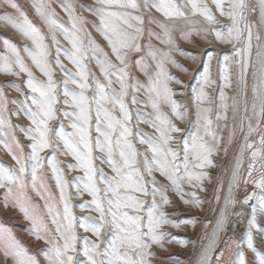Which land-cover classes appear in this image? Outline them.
<instances>
[{"label":"snow or ice","instance_id":"1","mask_svg":"<svg viewBox=\"0 0 264 264\" xmlns=\"http://www.w3.org/2000/svg\"><path fill=\"white\" fill-rule=\"evenodd\" d=\"M211 5L229 23H221L207 0H143V5L138 0H95L92 6L80 5L95 16L98 23L78 14L73 0L61 5L67 15L66 23L50 2L33 0L34 12L47 28L45 34L16 0H0V8L12 10L11 13H0V21L14 29L25 41L23 53L43 77L41 79L34 74L20 48L4 40L7 52L0 55V73L26 77L24 83L29 89L28 95H24L18 84L11 86L24 95L20 110L14 114L19 115L22 111L30 121L31 127L20 130L31 143L27 145L30 152L25 154L24 146L18 140L15 150L0 141L18 166L0 168V188L6 189L4 206L7 208L11 204L23 213L24 218L31 222L30 233L50 245L45 252L48 264H152L150 257L156 255L152 251L153 246L163 247V240L168 235L161 231L162 227H180L168 219L170 214L166 206L172 205L169 190L175 192L185 205L201 208L205 202L197 198L196 191L186 193L183 185L205 191L204 181L211 182L207 169L216 167L212 157L221 151L223 137L213 126V101L207 91L215 83L211 66L217 53L207 50L204 53L206 59L202 62L201 83L192 97L196 107L195 131L187 139H178L175 134L184 132V129L176 121L184 123L187 120L188 108L175 99L178 94L184 95V91L171 85H183L184 82L170 73L169 66L187 74L189 69L179 63L173 53L179 52L193 63L197 61V55L185 53L179 48L174 35L176 32L187 43H193L191 37L195 33L208 44L213 43L208 39L211 36L215 42L231 46V55L220 53L222 60L218 61L224 66L221 77L223 88L232 87L233 66L236 72V95L228 97L223 90L220 91L222 111H218L216 116L217 121H227L228 112L232 113L234 123L223 148L225 154L228 145L234 142L237 120L242 132L247 121V131L231 173L227 195L197 264H211L218 236L228 222V208L236 204L232 195L234 188L241 183L252 182L259 191L248 194L242 203L248 205L255 199L261 212H264V178L259 181L251 179L257 163L264 171V127L261 126L264 122V36L259 30L254 32L257 25L248 21L249 11H255L249 0H211ZM257 6L260 27H264V0H258ZM151 9L164 19L159 20L150 14L145 19L144 11L150 12ZM194 17H201L202 20ZM181 21L183 27L180 26ZM146 23L156 25L160 31L146 27ZM89 24L106 41L110 51L88 31L86 25ZM58 37H63L71 48H63ZM49 38L51 45L47 42ZM153 38L164 47L154 45ZM142 39H145L144 44ZM133 53H141L135 63L148 77V83L141 85L136 80L132 91L139 92L144 88L148 99L139 101L131 95V103L151 109L145 112L137 108L135 120L154 130L151 135L138 134V142L146 145L144 152L138 151L133 142V110L127 102L132 87L129 84V68ZM61 55L73 64L75 71L63 64ZM149 59L155 66L154 72L149 71L152 67L146 63ZM91 61H95L103 80L91 71ZM57 68L64 75L62 103L68 109L63 110V116L69 121L71 132L65 131L62 123L58 132H53L51 127V122L59 119L58 112L61 111L56 107L61 103L55 79ZM69 85L75 87L69 88ZM5 106L6 98L0 90V128L11 127L10 120L4 115ZM254 134L259 135L258 142L249 140ZM46 149L53 150L47 158L41 155ZM245 150H251L248 179L241 174ZM58 155L71 156L75 163H69L68 169L83 173L74 178L71 187L75 188L77 196L87 193L91 197L90 201L78 205L81 210L88 208L98 214V218L91 219L90 223H77L69 191L70 182L64 178V170L60 167L65 162L58 160ZM97 161L107 165L111 175L99 167ZM45 163L51 168L58 197L45 183ZM157 173L166 183L157 179ZM26 176H30V181ZM29 187L44 201L43 207L55 225L54 233L45 222L40 205L28 195ZM222 187L218 181L214 196L217 203ZM185 196L190 199H185ZM251 213L246 242L230 240L215 257V264H232L229 259L232 251L242 249L244 243L248 250L255 249L254 230H260L256 205L252 206ZM78 228L91 233L96 239L79 237ZM10 238L15 242L14 236ZM80 240L83 245L78 249ZM0 252L5 261L11 257L13 264H40L35 256L27 255L22 249H14L7 241H0ZM80 252L84 260L77 258ZM237 255L238 264H264V253L251 259L243 250Z\"/></svg>","mask_w":264,"mask_h":264},{"label":"rangeland","instance_id":"2","mask_svg":"<svg viewBox=\"0 0 264 264\" xmlns=\"http://www.w3.org/2000/svg\"><path fill=\"white\" fill-rule=\"evenodd\" d=\"M16 2L21 6V8L26 11L29 18L37 25H39L42 30L47 34V28L42 24L39 18L36 16L34 9L32 7L33 0H16ZM47 2L51 3V6L55 9L58 16L66 23L67 15L62 9L61 5L63 3L68 2V0H47ZM76 4V11L78 14L83 15L86 19L90 21H95L98 23V19L93 16L89 11L81 8L80 5H94L95 0H73ZM209 5L212 7V10L216 12L215 6L211 5V0H207ZM138 3L143 5V0H138ZM252 8L255 11H249L248 13V21L252 24L257 25V28H254L253 31L259 30L261 35L264 36V27H260V11L257 6L258 0H249ZM9 12L12 10L9 8H0V13ZM152 15L159 20H163L164 17L155 11V9H151L149 11H144L145 19H147L148 15ZM217 18L221 21L222 24H227L229 21L226 18L220 17L219 13L216 12ZM196 20H202L201 17H194ZM146 27L152 28L154 31L159 32L160 29L156 27V25H149L146 23ZM180 26L183 27V21L180 22ZM89 32H91L92 36L96 39L98 43L107 48V43L104 41L102 36L89 24L86 25ZM188 27H199V25H188ZM177 38V44L180 49H182L185 53L195 54L197 55V61L193 63L192 60L187 59L184 55H181L179 52L173 53L175 59L186 68L189 69V72L185 74L184 72L179 71L178 69L169 66V71L171 74L179 77L184 84L179 85L173 83L171 86L174 89H183L184 95H176L175 99L181 101L188 108V117L184 123L180 121H176L178 126L184 129V132L175 134L178 139H187L190 137L191 133L195 131V121H196V107L192 100L194 95V91L198 90L201 83V76L203 74V61L206 59L205 51H214L217 53L216 58L212 61L211 66V76L215 83L207 89L209 92L211 99L213 101L212 107L213 112L211 113V118L213 120V126L216 131L222 135L223 141L220 145L221 151L214 155L212 158L216 167L207 169L210 175L211 182L208 180L204 181L203 187L206 189L205 191H200L199 189H193L189 185L184 184V191H196L197 198H202L205 202L201 205V208H196L190 205H185L180 197L175 193L169 190L168 195L172 200V205L166 206V211L170 214L168 219L175 221L180 225L179 228L173 227L172 225H164L161 231L168 233L163 240V247L153 246L152 251L156 253L155 256L150 257L152 264H197L200 251L204 244L207 243V238L211 235L212 228L215 224L217 217L219 216L220 208L223 206L224 197L227 195L228 183L231 178L232 170L235 167V161L239 156L240 146L244 142V132L247 131V121H245L244 131L239 130V122H236V132L234 135V142L231 145H228L227 154L224 153L223 148L226 146L229 132L233 128V120L231 111L228 112V120H216V116L218 111H222L220 108V91L223 90L228 97H232L236 95V72L232 70V87L231 88H223V64L218 63V61L222 60V56L220 53H228L231 55V46L221 45L214 41V38L209 36L208 39L213 40V43L208 44L204 40L197 36L195 33L192 35L191 39L193 43H187L184 40L180 39L179 32L174 33ZM61 41L63 48L70 49L71 45L68 44L67 41L63 40V37H58ZM7 39L11 43H14L18 48L21 49V55L25 57L26 62L32 67V71L38 77L43 79L41 73L31 65V61L27 58L26 53H23V45L25 43L24 40L20 37V35L12 29L10 26H5L3 21H0V55L6 54L7 50L4 48V40ZM51 45L50 38L47 41ZM141 43H145V39L141 40ZM152 43L157 47H164V45L160 44L155 38H153ZM196 45H199L197 47ZM55 49L53 48V52ZM141 53H133L130 57L131 64L129 68V84L132 86L130 88V95L128 97L129 107L133 110V142L138 151L144 152L146 149V145L140 144L139 141V133L145 134H153L154 130L149 127L147 124L138 123L135 120V110L137 108H141L143 111L148 112L151 111L150 108L144 109L142 104L134 105L131 103V95H135L139 101H146L148 97L145 95V89L141 88L139 92H133L132 88L136 87L135 81L139 80L141 85H147L148 77L140 70V68L136 65L135 61ZM114 59V57H113ZM61 60L63 64L72 71H75V67L73 64L63 55H61ZM146 63L151 64L152 67L149 69L150 72H154L155 66L152 64V61L149 59ZM89 67L92 72H94L97 76L103 80V77L100 75L99 68L96 66L95 61H91ZM26 77L21 76L20 78L5 75L0 73V90H2L4 97L6 98V111L4 115L10 120L11 127L4 126L0 128V141H3L13 147L15 150V142L19 141L21 145L24 146L23 151L25 154L30 152V149L27 147L31 141L26 139L24 133L20 130L23 128L31 127V123L28 118L24 115L22 111H20L19 115H15L17 111L20 110L21 103L24 100V95L29 94V89L26 87L24 81ZM55 79L58 84V93L59 100L61 103H58L56 107L61 111L58 112L59 119L51 122V127L53 132L60 131L61 123L64 126V130L67 132H71V128L69 126V121L64 118L63 110L68 109V106L63 104L62 101L64 97L62 95L63 92V84L62 81L64 79L63 73L59 68L56 69ZM251 77L249 76V85H251ZM18 84L22 89L24 95L21 92L16 91L11 85ZM69 88H74V85H69ZM118 87V86H117ZM15 101V102H14ZM229 103L231 101L229 100ZM225 124L227 127H225ZM264 127V122L261 124ZM55 139V137H54ZM259 135L254 134L249 138L250 142L256 141L258 142ZM62 147V145H61ZM52 149H46L45 152L41 153L45 158L49 157L52 154ZM99 155V153H97ZM57 159L60 161H64L65 163H61L60 167L64 170V178L70 182L69 191L72 194V204H73V212L75 216L78 218L77 223L84 222L90 223L91 219L98 218V214L94 211H91L88 208L81 210L78 205L82 202L90 201L91 197L87 193H83L82 195L77 196L75 194V188L71 187V182L75 177L82 176L83 173L79 170H69L68 164L75 163L71 156L58 155ZM142 159V157H141ZM251 161V150H245L242 163H241V174L244 179H248L247 171L249 167V163ZM97 165L102 167L104 171L111 175V170L107 167V165H101L99 161H97ZM18 167L15 161L12 159L11 155L8 154L6 149L4 148V143H0V168H16ZM256 171L253 172L252 180L259 181L264 178V171L261 170L260 165L256 164ZM43 175L45 178V183L49 186V190L53 193V195L58 197V190L55 186V180L53 178V174L51 172L50 166L45 163L43 168ZM157 179L165 182L163 177H160L157 173ZM26 179L30 181V176H26ZM220 181L223 185L221 191L219 192L220 201L217 203L214 200V196L216 195L217 182ZM259 191L255 189L254 184L249 182L247 184L241 183L238 188H234L233 190V198L236 201L235 205H230L228 208V222L225 226L224 231L218 236L216 242V249L212 253L211 256V264H215V257L219 254L221 250L225 248V245L232 239L237 241L246 242L247 230H248V220L251 218V208L252 206H257L256 219L257 223L260 225V230H254V241H255V249L248 250L246 243L242 249H235L232 251L229 259L232 261V264H238L239 257L237 252L243 250L245 255L251 259L254 256H258L261 253H264V212H261L259 206L257 205V201L255 200L254 205H244L242 202L245 197L252 193L253 191ZM6 189L0 188V241H7L11 247L14 249H22L27 255L35 256V258L40 262V264H48V261L45 258V252L50 248V245L46 244L44 240H37L31 233L30 229L32 227L31 222L24 218L23 213H21L18 209L13 208L11 204L6 208L4 206V194ZM28 195L31 197L32 201L38 205H40V212L44 216L45 222L48 224V227L55 232V225L51 223V217L47 215L46 209L43 207L44 201L36 196L34 192L31 191V188L28 189ZM185 199H190V197L185 196ZM202 209V210H201ZM80 218H84L81 220ZM210 222V223H208ZM207 223V227L205 224ZM77 233L79 237L87 236L89 239H96L91 233H86L82 228L77 229ZM10 236L15 237V242H12ZM172 241L169 243V241ZM83 241L80 240L77 243V248H82ZM167 249V250H165ZM77 258L79 260H84L82 252L77 254ZM0 264H13V260L11 257L5 261L3 253L0 252Z\"/></svg>","mask_w":264,"mask_h":264},{"label":"built area","instance_id":"3","mask_svg":"<svg viewBox=\"0 0 264 264\" xmlns=\"http://www.w3.org/2000/svg\"><path fill=\"white\" fill-rule=\"evenodd\" d=\"M254 203H255V199H253V200L250 201V205L251 206L254 205Z\"/></svg>","mask_w":264,"mask_h":264}]
</instances>
